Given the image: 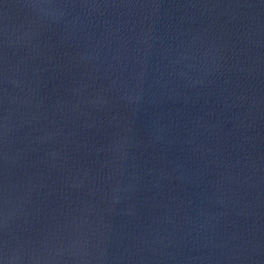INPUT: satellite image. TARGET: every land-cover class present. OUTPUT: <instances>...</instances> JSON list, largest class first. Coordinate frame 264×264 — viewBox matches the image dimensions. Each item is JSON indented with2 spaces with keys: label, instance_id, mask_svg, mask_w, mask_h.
<instances>
[{
  "label": "water",
  "instance_id": "obj_1",
  "mask_svg": "<svg viewBox=\"0 0 264 264\" xmlns=\"http://www.w3.org/2000/svg\"><path fill=\"white\" fill-rule=\"evenodd\" d=\"M0 264H264V0H0Z\"/></svg>",
  "mask_w": 264,
  "mask_h": 264
}]
</instances>
